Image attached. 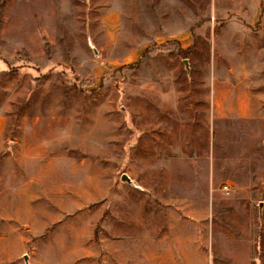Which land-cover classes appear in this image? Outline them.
Returning a JSON list of instances; mask_svg holds the SVG:
<instances>
[{"label": "rangeland", "instance_id": "rangeland-1", "mask_svg": "<svg viewBox=\"0 0 264 264\" xmlns=\"http://www.w3.org/2000/svg\"><path fill=\"white\" fill-rule=\"evenodd\" d=\"M24 255L264 264V0H0V264Z\"/></svg>", "mask_w": 264, "mask_h": 264}, {"label": "water", "instance_id": "water-1", "mask_svg": "<svg viewBox=\"0 0 264 264\" xmlns=\"http://www.w3.org/2000/svg\"><path fill=\"white\" fill-rule=\"evenodd\" d=\"M95 53H97L96 50H95ZM185 63L187 64L188 61L185 60ZM121 179L124 181H127L130 184L136 185L135 181L130 176H128L126 173L122 174ZM24 259L26 261V264H28V255H24Z\"/></svg>", "mask_w": 264, "mask_h": 264}, {"label": "built area", "instance_id": "built-area-1", "mask_svg": "<svg viewBox=\"0 0 264 264\" xmlns=\"http://www.w3.org/2000/svg\"><path fill=\"white\" fill-rule=\"evenodd\" d=\"M227 188V187H226Z\"/></svg>", "mask_w": 264, "mask_h": 264}, {"label": "crops", "instance_id": "crops-1", "mask_svg": "<svg viewBox=\"0 0 264 264\" xmlns=\"http://www.w3.org/2000/svg\"><path fill=\"white\" fill-rule=\"evenodd\" d=\"M92 43V42H91Z\"/></svg>", "mask_w": 264, "mask_h": 264}]
</instances>
